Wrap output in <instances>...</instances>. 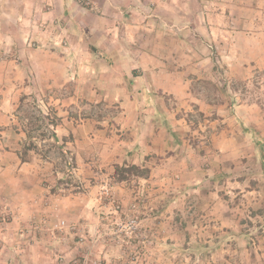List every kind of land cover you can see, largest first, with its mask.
<instances>
[{"label": "rangeland", "instance_id": "rangeland-1", "mask_svg": "<svg viewBox=\"0 0 264 264\" xmlns=\"http://www.w3.org/2000/svg\"><path fill=\"white\" fill-rule=\"evenodd\" d=\"M218 2L205 8L221 23L214 39L200 2L130 0L123 38L132 60L116 74L125 72L134 91L119 97L135 96L128 112L149 122L119 121L123 109L105 90L112 73L103 64L70 79L40 76L43 63L57 70L66 64L46 55L40 64L35 53L25 76L0 75V183L45 186L48 193L32 203L52 206L23 222L5 201L10 194L0 195L1 243L18 223L23 239L40 236L57 263L264 264V0ZM162 58L187 81L182 98L136 91L148 75L155 81L152 69ZM23 94L25 103L34 98L44 111L54 109L53 129L70 166L57 149L20 160L16 107ZM131 163L146 167L147 176L118 181L114 165ZM62 198L74 203L63 213Z\"/></svg>", "mask_w": 264, "mask_h": 264}, {"label": "crops", "instance_id": "crops-1", "mask_svg": "<svg viewBox=\"0 0 264 264\" xmlns=\"http://www.w3.org/2000/svg\"><path fill=\"white\" fill-rule=\"evenodd\" d=\"M81 1L0 0V65L10 67V69L8 67L6 69L0 68V75H4V77L25 76L30 71V66L35 59L39 57L40 64L44 62V55L64 62L66 66L64 65L63 68L57 70L53 69L51 65L45 66L43 63V68L46 71H39V75L45 73L50 76L58 75L70 79L81 73L80 68L88 70L89 73L97 72L98 65L103 64L105 69L112 73L109 78L112 83L107 82L105 90L110 92L113 100L118 98L123 109L120 112L119 121H130L137 124L149 122V119H146L144 115H140V113L137 115L138 112L136 111H133L134 114L128 112V105H133L137 100L135 96H132L130 100L119 97V94L134 91L130 89L126 81H123L125 80V72L120 73L121 76L116 74L119 66L123 67V62L132 60L123 38V26L128 25L124 12L129 8L130 0H89V7ZM171 1L184 6L194 2L202 3L201 7L204 9L202 11L207 15L205 27L211 29L212 38H217L221 23L216 19L209 20V13L205 8L209 9V4H219V0ZM235 1L233 0V2ZM133 3L137 4L136 1ZM117 30L119 34L114 37L113 31ZM35 53L38 54L37 58L34 57ZM32 58L34 59L32 60ZM81 59L88 60V63L80 67L76 66L75 61ZM138 61L139 59L136 58V63ZM165 61L168 59L161 60V65L152 69L155 81L151 82L150 75H148L146 85L137 87V92L140 90V93L145 94V92L151 91L163 93L167 91L173 93L175 98H182L183 92L187 94L189 90L187 81L177 76L176 69L164 67ZM125 70L127 69L125 68ZM35 75H38L37 71H35ZM144 76H147L146 71L136 76L138 77L136 80H141L139 77ZM158 77H166L169 80L164 82ZM94 90L100 91L99 88ZM136 131H138L137 128ZM121 158H124L123 154L119 156V159ZM7 187L10 190L4 192ZM0 188L1 199L4 198V194H10L5 197V201L12 209L17 208L20 212V220L23 222L34 212L41 215L52 210L51 205L43 208L32 203L34 198L40 197L38 195L45 196L48 193L45 186H39L35 183L27 185L0 183ZM84 200L86 203V198ZM91 202L92 199L89 198L87 203L90 204ZM72 204L74 203L68 201L67 198H62L57 202V209L63 213V211H68ZM83 223L84 226L87 224L86 221ZM17 224L13 223V226L9 224L11 228L16 230L15 233L9 230L2 233L8 238L5 239L6 243L0 242V253L2 252L0 264H63L57 263L52 256L46 255L49 248L44 245L45 242L39 241L40 236L37 238L39 240L33 239L32 236L23 239V236L16 229ZM90 228L96 231L97 225H90ZM78 253L83 255L82 251H78Z\"/></svg>", "mask_w": 264, "mask_h": 264}, {"label": "trees", "instance_id": "trees-1", "mask_svg": "<svg viewBox=\"0 0 264 264\" xmlns=\"http://www.w3.org/2000/svg\"><path fill=\"white\" fill-rule=\"evenodd\" d=\"M27 99L28 96L23 94L19 98V103L16 107L19 129L24 134V139L21 141V149L18 151L20 160L22 162L26 161V155L30 151L44 154V148H47L46 152L51 149H57L65 160L66 165L70 166V159H65L66 151L59 145V138L53 129L59 121L54 109L46 106L48 110L44 111L34 98L29 103H25ZM19 113L22 115L19 116ZM14 129H18L17 126H14ZM262 158L264 160V150H262ZM147 174L148 169L146 167H140L136 164L114 165V176L118 181L126 180L129 176L145 177Z\"/></svg>", "mask_w": 264, "mask_h": 264}]
</instances>
